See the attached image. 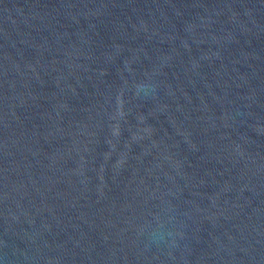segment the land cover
<instances>
[{
  "label": "water",
  "instance_id": "95a60500",
  "mask_svg": "<svg viewBox=\"0 0 264 264\" xmlns=\"http://www.w3.org/2000/svg\"><path fill=\"white\" fill-rule=\"evenodd\" d=\"M0 264H264V0H0Z\"/></svg>",
  "mask_w": 264,
  "mask_h": 264
}]
</instances>
